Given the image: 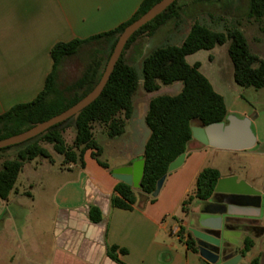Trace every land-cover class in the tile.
Wrapping results in <instances>:
<instances>
[{"label": "crops", "instance_id": "obj_1", "mask_svg": "<svg viewBox=\"0 0 264 264\" xmlns=\"http://www.w3.org/2000/svg\"><path fill=\"white\" fill-rule=\"evenodd\" d=\"M143 1L0 0V115L33 101L43 90L52 71L50 51L54 45L84 41L112 31L128 22ZM198 53L186 57V62L189 65L200 63L202 67L201 62L187 61ZM209 82L222 96L227 116L251 118L252 127L255 109L240 92L235 97L226 98L221 85L215 87ZM162 86L160 84L159 90ZM137 91L138 88L132 98L133 112L125 121L124 133L109 140L111 148L97 143L101 148L98 161L104 163L105 168L93 157L94 150L83 153L82 165L78 161L64 166L63 157L55 153L51 145L43 147L49 152L52 163L41 158L24 163L19 176L23 175L28 187L36 181L37 187H46L50 191L49 207L44 216L47 229H36L33 243H29L26 236L16 247L0 243V258L5 264H204V260L190 250L185 241L191 234L190 230L198 225L206 203L216 204L218 200L215 196L206 202L195 200L187 206L186 213L182 210V202L193 193L198 174L204 168L214 169L209 164L211 158L217 152L225 151L204 147L192 139L187 145L182 166L167 174L155 202H149V197L134 190L137 200L131 210L118 209L111 204L118 182L111 171L143 159L144 146L150 136L145 116L157 91H144L147 102L143 115L138 118L135 106ZM257 145L256 138L253 148ZM216 170L221 178L235 176L240 180L233 172L221 174ZM246 184L260 192L261 205L255 217L261 232L251 237V231L230 224L229 229L223 232L232 239L225 253L241 255L243 241L249 238L252 246L244 256L241 255L238 264H251L253 261L264 264V188L249 181ZM15 185L7 200H0L3 204L8 203L12 193L14 199L26 196L30 202L34 201L28 191L16 192ZM92 208L101 215L97 223L90 220ZM237 215L244 222L251 218L247 212Z\"/></svg>", "mask_w": 264, "mask_h": 264}, {"label": "trees", "instance_id": "obj_2", "mask_svg": "<svg viewBox=\"0 0 264 264\" xmlns=\"http://www.w3.org/2000/svg\"><path fill=\"white\" fill-rule=\"evenodd\" d=\"M158 1L160 0H144L128 22L112 31L84 41L73 40L54 45L50 51L53 63L52 71L45 80L43 90L33 101L16 106L0 115V140L23 133L34 125L59 115L87 95L98 83L105 66L99 75L97 63L90 64L85 68L78 82L85 85L86 90L80 97L67 103L61 98L48 102L50 96L56 91L60 65L76 57L83 46L91 43L109 48L108 61L117 36L126 26L142 16ZM175 2L164 13L138 30L128 40L123 52L136 37L162 25L165 16L174 8ZM249 8L253 17L260 18L264 14V0H249ZM227 42H229L227 55L233 66L234 83L243 89L260 90L264 88V60L250 52L245 36L237 27L229 28L225 32H217L194 23L181 45L156 48L144 58L140 79L136 70L124 63L122 52L100 96L82 110L77 119L71 118L50 128L46 133L20 144L23 147L17 152L15 158L2 162L0 200L6 201L13 191L25 162L41 158L52 163L49 152L42 144L51 145L53 151L63 157L64 166L76 164L78 161L82 165V155L86 150H94L93 157L98 161L101 148L94 138L93 125L105 126L110 139L120 137L124 133L125 121L132 116V98L140 81L146 93L158 91L160 84L169 86L178 82L182 84L180 93L176 96H158L151 99L145 116L150 136L143 150L144 172L139 192L149 197V202H155L156 198H152L151 195L156 189V184L161 178L167 176L169 164L178 156L186 153L187 145L192 140L191 127L197 125L206 127L210 124L222 123L227 117L224 100L201 74L200 63L189 65L186 62V57L200 51H211L216 46H223ZM69 122L75 128V136L70 146L65 143L63 138L65 126ZM9 148L12 147L0 149V153ZM98 163L100 166L106 167L104 163L100 161ZM220 178L216 169L204 168L195 180L193 193L182 202L183 212L186 213L187 206L195 200L200 202L210 200ZM114 192L115 195L111 199L112 206L122 210H131L137 200L136 191L118 181ZM89 217L93 223L101 220V215L96 208L90 210ZM185 243L190 250L198 253L191 234ZM251 246V240L245 238L239 253L244 256ZM202 262L206 264L204 261ZM251 264H257V262L253 261Z\"/></svg>", "mask_w": 264, "mask_h": 264}, {"label": "rangeland", "instance_id": "obj_3", "mask_svg": "<svg viewBox=\"0 0 264 264\" xmlns=\"http://www.w3.org/2000/svg\"><path fill=\"white\" fill-rule=\"evenodd\" d=\"M194 23L217 32H225L229 28L237 27L245 36L250 52L264 60V14L260 18L253 17L250 14L249 0H176L174 8L165 16L162 25L136 37L123 52L124 63L133 67L140 79L144 58L156 48L168 45L178 46ZM228 45L229 42L216 47L210 53L200 51L187 61L189 63L201 62V74L215 87L217 84L221 85L226 98L235 97L240 92L243 99L255 109L253 115L255 119L251 129L258 139V145L249 151L217 152L209 164L214 169H218L221 174L233 172L241 181L245 183L249 181L264 188V140H262V136H264V88L260 90L243 89L234 83L233 66L227 55ZM108 52V47H99L96 43H91L82 47L76 57L61 64L58 68L56 91L50 96L48 102L61 98L67 103L80 97L86 90V86L78 82L85 68L90 64L97 63L99 75L107 62ZM181 89L182 84L177 82L170 86H162L153 95L156 97L175 96ZM144 95L145 92L140 81L135 95L137 118L139 115H143V107L147 102ZM92 132L99 145L112 147L105 126L93 125ZM74 136L75 128L69 122L64 131L67 145L72 144ZM22 147L23 145H19L0 153V168L3 161L14 159ZM35 184L36 181L32 183L31 187H28L25 178L20 175L15 185L16 192L20 193L19 191L22 190V192L31 193L33 202H30L26 196L14 199L13 193L8 203L3 204L0 201L1 244L16 247L23 237H27L28 242L33 243L35 242V230L45 231L47 229L44 216L49 207L47 199L50 197V191L46 187L39 188ZM249 234L251 237L254 236V233ZM0 264H5L1 258Z\"/></svg>", "mask_w": 264, "mask_h": 264}, {"label": "water", "instance_id": "obj_4", "mask_svg": "<svg viewBox=\"0 0 264 264\" xmlns=\"http://www.w3.org/2000/svg\"><path fill=\"white\" fill-rule=\"evenodd\" d=\"M176 0H160L154 4L142 16L126 26L117 36L115 46L105 65L104 71L94 88L66 111L56 115L49 120L38 123L27 131L18 135L0 140V149L13 147L25 143L50 128L63 123L69 119H77L82 110L93 103L106 86L115 65L121 57L123 49L128 40L142 27L153 21L164 13ZM192 139L204 147L218 151L240 152L252 149L256 144V138L251 130V118L238 119L228 115L224 122L210 124L206 127L201 125L191 127ZM185 154L178 156L171 162L167 174L180 168L184 162ZM144 172V160L135 161L127 166L111 171L114 179L130 186L133 190L140 189V181ZM165 177L161 178L156 189L151 195L156 198ZM222 196L223 201L210 204L205 208L198 225L190 230L196 245L198 254L208 264H238L241 255H226L225 249L232 244L231 237L224 235L228 230L227 223L230 217L239 212H247L256 215L261 205L260 192L256 191L244 181L235 176L220 178L214 188L213 196ZM208 204V203H207ZM244 208L248 211L239 210Z\"/></svg>", "mask_w": 264, "mask_h": 264}, {"label": "flooded vegetation", "instance_id": "obj_5", "mask_svg": "<svg viewBox=\"0 0 264 264\" xmlns=\"http://www.w3.org/2000/svg\"><path fill=\"white\" fill-rule=\"evenodd\" d=\"M214 198L216 200H218V201H223L224 200V198L222 196H219V195H216ZM210 204H213V203H210V202L208 204L206 203L205 208H209ZM249 215H251V214L249 213ZM230 224H232V225H234L236 227H240L242 229L251 231L252 233H255V234L261 232V228L258 227L257 220H256V217L254 215H251V218H249V220H247L246 222H244L243 219L240 216L233 215L228 220V223H227V228L228 229H229V225Z\"/></svg>", "mask_w": 264, "mask_h": 264}]
</instances>
